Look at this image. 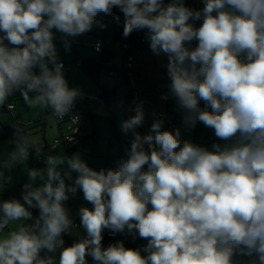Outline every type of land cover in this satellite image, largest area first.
<instances>
[{
  "label": "clouds",
  "instance_id": "9594fccd",
  "mask_svg": "<svg viewBox=\"0 0 264 264\" xmlns=\"http://www.w3.org/2000/svg\"><path fill=\"white\" fill-rule=\"evenodd\" d=\"M202 3L194 10L183 0H0V106L19 93L28 109L62 120L84 94L64 78L53 29L84 34L99 13L118 7L125 37L146 30L152 52L167 55L169 94L184 124L203 123L231 141L211 150L189 141L181 147L179 129L161 131L159 121L154 135H141L137 105L122 123L133 139L117 169L93 170L79 155H47L44 169L27 170L23 202H0V264H56L41 252L57 249L59 264H88L86 256L96 264H233L237 249L264 264V0ZM190 19L203 22L194 27ZM15 128L14 149L0 159V185L32 150L43 155L21 122ZM78 190L93 207L79 210L86 236L64 248L62 235L74 226L64 202ZM105 229L138 233L148 240L147 255L122 241L104 248Z\"/></svg>",
  "mask_w": 264,
  "mask_h": 264
},
{
  "label": "rangeland",
  "instance_id": "374dc122",
  "mask_svg": "<svg viewBox=\"0 0 264 264\" xmlns=\"http://www.w3.org/2000/svg\"><path fill=\"white\" fill-rule=\"evenodd\" d=\"M184 1L185 0H183V3ZM105 16L106 14L99 13L95 17V22L90 31L75 37L69 36L70 42L67 43V47L65 42L59 39L60 32L53 29V42L56 47L58 60L66 65V69L63 70L64 78L70 88H78L84 94L75 101V103L80 104L83 131L78 143L79 145L77 146V152L73 155H79L90 168L96 171L107 169V160L109 161L108 169L111 167L114 168V170L116 169V156L117 153L122 151V143L111 142L109 140L108 112L104 102L99 98L100 91L93 82L86 79L82 74L79 61H74L70 45L74 44L76 46L78 59L93 55L92 44L96 39V35L101 37L105 31V26L111 27L114 25V19L106 20ZM0 35H3V33H0ZM106 42L111 46L109 39H106ZM119 45L120 43L114 48L111 46V48L117 52L114 63L118 68H121L122 54L120 53ZM130 56L133 59L134 66L130 70L132 91L135 90L141 93L143 98L151 103V105L142 108L144 123L151 128L153 123L159 121L161 123V131H170L174 133L176 130L174 131L168 128L163 120L155 119L153 115L156 113L168 112L171 119L176 116L178 122H181V120L183 121V111L178 108L175 98L169 94L168 83L170 79L167 74H164V71L167 72V55L162 52L159 55L154 54L150 48V42L147 39V41L141 45V48L133 49ZM49 66L51 67V65ZM100 85L101 87L111 90L114 94L110 100L111 106L118 119L121 138L124 140L126 133L122 130V123L135 115V111L129 112L128 115L123 111L126 93L125 80L121 77L102 75ZM165 95H167L166 99L163 98ZM9 99L15 103L16 109L9 112L0 110V159L6 158L8 153L14 149L15 125L20 122L34 140L42 145L43 155L37 157L35 151L32 150L25 164H17L6 173V175L11 176V181H5L0 185V194L6 196L5 200L22 196L23 185L29 182L27 170L29 168L44 169L46 167L45 157L47 155H62L69 158L73 156L68 153L63 144L57 147L53 144L55 139L60 137L57 120L49 117L47 123L44 124L43 120L46 111L28 109L27 106L24 105L19 93ZM7 102L8 101L5 103ZM92 117L95 120L94 124L92 122ZM178 127H180L179 124ZM187 128L190 133L183 132ZM179 131L181 147L184 141H189L192 144L208 148L209 150L212 149L214 143H231V141L225 142L218 140L214 130L205 127L204 124L200 122H197L195 127H188L183 124ZM46 145L48 147H46ZM178 150L179 149H177V151ZM76 176L77 174L73 172V180H66V183L71 184ZM35 183L39 186L42 181L38 179ZM64 207L68 210L69 217L74 225L71 232H69V236L72 240L78 242L86 236L84 228L80 225L79 210L81 207L91 209L93 205L84 199L82 190H78L74 196L69 194V199L64 202ZM149 208H151V205H149ZM103 232H105V230ZM135 236H139L138 233H135ZM147 243L148 240L135 241L134 249H139L142 255H147V253L144 252ZM70 246L72 245L64 241V248ZM61 250L62 249H57L55 253L42 251L41 255H53L56 257V264H59V254ZM86 260L88 264H96L90 257H86ZM232 260L233 264H257L255 255H242L239 249L236 250Z\"/></svg>",
  "mask_w": 264,
  "mask_h": 264
},
{
  "label": "trees",
  "instance_id": "16d2710c",
  "mask_svg": "<svg viewBox=\"0 0 264 264\" xmlns=\"http://www.w3.org/2000/svg\"><path fill=\"white\" fill-rule=\"evenodd\" d=\"M170 2V0H164L165 5H167ZM184 5L186 7H189L194 10H201L204 5L202 3V0H185ZM114 16L119 17V21H114V25L111 27L105 26V31L101 37H98L99 40L102 41L103 43V48L102 51L99 53H94V49L92 47V52L93 55L88 56L86 58H77V50L76 46L74 44L70 45L71 51L73 53V58L74 61H79V66L81 69L82 74L84 77L91 82H93L99 89L100 91V96L99 98L104 102L105 107L108 112L107 120H108V131H109V140L111 142H121L122 143V151L120 153H117L116 156V162L117 164H120L121 161L127 160L129 158V152L131 149V142L133 139L132 133L128 132L125 135V139L123 140L121 138L120 134V127L118 123V119L115 115V112L111 106V98L113 97V92L109 89H106L104 87H101L100 85V79L102 75H109L112 77H121L125 80L126 83V93H125V98H124V103H123V111L126 115H128L129 112L134 111L135 108H132L129 105L130 99L132 97V88H131V80L128 77V72L125 68L127 58L130 56V53L132 52L133 49L135 48H141V45L145 42L142 41V35L146 34V30H134L131 34H129L127 37L124 36L123 34V28H124V15L120 11L118 7H114L112 10L111 15L106 14V20L109 19H114ZM203 20H194L190 19L189 23L193 24L194 27H199L202 24ZM106 39H109L111 42V46L114 48L118 43L119 45V50L120 53L122 54V67L118 68L114 60L117 56V52L111 48L110 45L107 44ZM8 42L5 41V44ZM197 41H193L191 44V47H195ZM124 45L128 46V49L126 50L124 48ZM11 46V45H9ZM170 83V80H169ZM168 83V85H169ZM115 93V91H114ZM9 104L14 106L15 108V103L8 99V102L5 103L4 105L0 106L1 111H6L9 112L11 109L9 108ZM201 107H205V104L203 101L200 102ZM13 108V109H14ZM210 111V107L208 108ZM168 116L169 113L167 112ZM49 112L46 111V115L44 118V124L47 123L48 118H49ZM175 124H177L176 129H173L174 131L177 129L181 128V125L184 124V122L181 120V122L177 121V117L174 116L172 119ZM165 123V122H164ZM166 124V123H165ZM178 124L180 127H178ZM167 126V124H166ZM168 127V126H167ZM188 129V128H187ZM141 135H147V134H153L151 133V128L144 123H142L141 126H139L136 129ZM189 130V129H188ZM184 132V131H183ZM185 133V132H184ZM64 145V144H63ZM65 146V145H64ZM66 150L68 153L72 156L75 152H77V147H69L65 146ZM146 167V166H145ZM77 174V173H76ZM6 199V196H3L0 194V202ZM11 199H18L22 201V196H18L16 198L12 197ZM33 216L36 217L38 216V210L37 209H31ZM103 239H102V246L104 248H107L108 246L117 243L118 241H122L125 248H130L134 249V242L135 241H140V240H147L145 238H141L139 236H135L131 233H128L127 230L124 232H117L114 237H111L108 235V233H102ZM62 238L66 243L69 245H73L76 243V241L72 240L71 237L69 236V233H65L62 235ZM240 251V250H239ZM90 257L91 256H86ZM93 259V258H92Z\"/></svg>",
  "mask_w": 264,
  "mask_h": 264
},
{
  "label": "built area",
  "instance_id": "2783aa9c",
  "mask_svg": "<svg viewBox=\"0 0 264 264\" xmlns=\"http://www.w3.org/2000/svg\"><path fill=\"white\" fill-rule=\"evenodd\" d=\"M115 17H117V16H114V21H117L115 19ZM146 38H147L146 34H143L142 35V41H146ZM59 39L64 41V42L67 41V43L70 42L69 36H65L63 33H60ZM92 47L94 49V53H99L102 51L103 43L101 40H97L93 44ZM124 48L127 50L128 46L124 45ZM62 65H63V69H66V65L64 63H62ZM125 68L128 72L127 73L128 77L131 80L130 70L133 68V59L131 56H129L127 58ZM131 85H132V81H131ZM129 105L132 108H136L137 105H142V108H143V107L151 105V103L148 100H146L145 98H143L141 93L134 90L132 92V97L130 99ZM13 108H14V106L10 107L11 110ZM153 115H154L155 119L163 120L167 124L168 128H170L172 130L176 129L177 124H175L173 122V120L168 116L167 112L156 113ZM57 122L59 123V125L61 127V134H60L59 138L55 139V141L53 143L54 146L57 147L61 144H64L65 146L76 147L79 143V140H80L81 127H82V123H83L82 117L77 111V106L74 104L71 111L68 114H66L62 120H57ZM184 132L190 133V131L188 129H185ZM118 167H119V164H118ZM145 170H146V167H145ZM106 233H108V235L111 237H114L116 235V233H112L108 229H107Z\"/></svg>",
  "mask_w": 264,
  "mask_h": 264
},
{
  "label": "crops",
  "instance_id": "0c3cea01",
  "mask_svg": "<svg viewBox=\"0 0 264 264\" xmlns=\"http://www.w3.org/2000/svg\"><path fill=\"white\" fill-rule=\"evenodd\" d=\"M97 40H99L98 39V35H96V39H95V41H94V43L97 41ZM146 41H147V38H146ZM145 41V42H146ZM93 43V44H94ZM93 44H92V46H93ZM134 67V66H133ZM64 70V69H63ZM76 106H77V111H78V113L81 115V113H80V104H77V103H74ZM14 109H16V105H15V108ZM14 109H12V110H14ZM11 110V111H12ZM82 116V115H81ZM92 122H93V124H94V122H95V120H94V118L92 117ZM143 123H144V120H143ZM57 124H58V128H59V131H60V134H61V127H60V125H59V123L57 122ZM145 124V123H144ZM146 125V124H145ZM181 129V128H180ZM82 131H83V123H82V127H81V133H80V137H81V135H82ZM79 145V144H78ZM77 145V146H78ZM76 146V147H77ZM46 147H48L47 145H46ZM106 166H107V169H105V170H109L108 169V166H109V161L107 160V163H106ZM115 166H116V169H117V167H118V164H117V162H115ZM110 169H113L114 170V168H110ZM107 232V229H105V232L104 233H106Z\"/></svg>",
  "mask_w": 264,
  "mask_h": 264
},
{
  "label": "water",
  "instance_id": "95a60500",
  "mask_svg": "<svg viewBox=\"0 0 264 264\" xmlns=\"http://www.w3.org/2000/svg\"><path fill=\"white\" fill-rule=\"evenodd\" d=\"M164 74H167V72H166V71H164Z\"/></svg>",
  "mask_w": 264,
  "mask_h": 264
}]
</instances>
